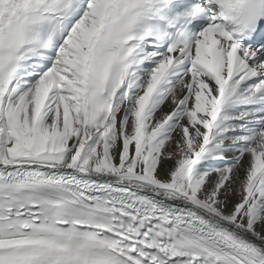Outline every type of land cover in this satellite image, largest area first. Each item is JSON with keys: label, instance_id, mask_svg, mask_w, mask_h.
<instances>
[{"label": "snow or ice", "instance_id": "1", "mask_svg": "<svg viewBox=\"0 0 264 264\" xmlns=\"http://www.w3.org/2000/svg\"><path fill=\"white\" fill-rule=\"evenodd\" d=\"M226 9L0 0V264H264V15Z\"/></svg>", "mask_w": 264, "mask_h": 264}, {"label": "clouds", "instance_id": "2", "mask_svg": "<svg viewBox=\"0 0 264 264\" xmlns=\"http://www.w3.org/2000/svg\"><path fill=\"white\" fill-rule=\"evenodd\" d=\"M249 5L257 8L256 16L249 19L239 12L225 10L226 26L235 32H243L257 22L259 16L264 15V6L256 3V0H249Z\"/></svg>", "mask_w": 264, "mask_h": 264}]
</instances>
